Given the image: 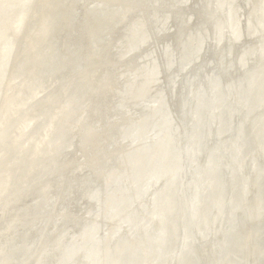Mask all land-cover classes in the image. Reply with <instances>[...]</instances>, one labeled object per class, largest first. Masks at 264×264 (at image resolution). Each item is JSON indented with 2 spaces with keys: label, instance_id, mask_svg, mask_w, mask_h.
Returning a JSON list of instances; mask_svg holds the SVG:
<instances>
[{
  "label": "bare ground",
  "instance_id": "6f19581e",
  "mask_svg": "<svg viewBox=\"0 0 264 264\" xmlns=\"http://www.w3.org/2000/svg\"><path fill=\"white\" fill-rule=\"evenodd\" d=\"M0 264H264V0H0Z\"/></svg>",
  "mask_w": 264,
  "mask_h": 264
},
{
  "label": "water",
  "instance_id": "95a60500",
  "mask_svg": "<svg viewBox=\"0 0 264 264\" xmlns=\"http://www.w3.org/2000/svg\"><path fill=\"white\" fill-rule=\"evenodd\" d=\"M174 107L179 110L181 108V106L178 103H175Z\"/></svg>",
  "mask_w": 264,
  "mask_h": 264
}]
</instances>
